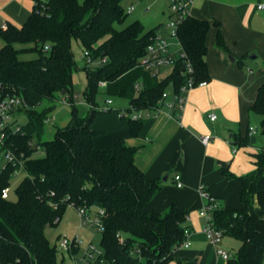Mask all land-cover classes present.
Wrapping results in <instances>:
<instances>
[{
  "label": "trees",
  "instance_id": "16d2710c",
  "mask_svg": "<svg viewBox=\"0 0 264 264\" xmlns=\"http://www.w3.org/2000/svg\"><path fill=\"white\" fill-rule=\"evenodd\" d=\"M123 1L34 0V10L21 28L8 25L0 31L5 44L0 50V77L16 89L28 106L25 140L45 124L48 114L62 99L71 107L69 123L57 128L52 140L40 143L44 152L41 157L26 163L25 176L14 190V201L2 198V191L10 188L13 168H0V264H64L44 231L57 225L55 218L61 219L70 204L104 211L100 247L116 264H170L174 251L184 240L188 211L175 204L162 213L146 211L161 183L146 185L144 174L134 164L137 150L122 139L102 150L93 145L97 132L92 123L101 113L96 99L99 94L125 101L127 112L131 108L154 110L164 92L177 93L185 83L181 60H176L172 72L163 80L138 66L159 26L145 29L139 21H133L116 29L128 15L122 8ZM209 28V22L192 17L179 27V41L196 82L208 80L204 57ZM73 41L95 63L83 68L87 84L82 97L89 107L84 116L74 103L73 73L78 67ZM15 44H34L31 52L37 58L20 61ZM216 45L227 50L219 30ZM103 59L106 63L99 64ZM100 82L106 83L102 89ZM136 83L140 85L138 93ZM41 105L44 106L39 109ZM249 112L261 118L262 128L264 84ZM122 119L128 122L131 137H136L145 121ZM260 135L264 137L263 130ZM251 138L248 130L244 137L234 136V145L252 147ZM254 158L256 169L236 178L241 186L242 208L224 210L219 206L211 213L213 226L224 237L240 243L226 264L264 262V217L256 211L264 210V144ZM134 246L142 261L131 256Z\"/></svg>",
  "mask_w": 264,
  "mask_h": 264
},
{
  "label": "crops",
  "instance_id": "0c3cea01",
  "mask_svg": "<svg viewBox=\"0 0 264 264\" xmlns=\"http://www.w3.org/2000/svg\"><path fill=\"white\" fill-rule=\"evenodd\" d=\"M261 4L264 0H196L190 17L210 24L204 57L208 80L205 86L189 92L180 114L163 106L156 117L144 121L136 137L130 136L128 122L118 114L98 113L92 123L97 132L93 139L96 149H105L122 139L137 150L134 164L144 174L146 185L160 181V190L146 206L147 212L162 213L171 204L188 211L185 227L190 230V246L175 250L170 264H226L203 234L205 220L198 212L205 201L198 187L203 184L224 210H237L242 203L236 178L256 169L254 154L263 147V137L259 139L258 135L264 126L260 127L261 118L250 113L249 107L264 84V9H258ZM34 6V0H0V31L8 25L21 28ZM168 6L163 11L165 22ZM218 30L226 51L216 45ZM4 45L0 38V50ZM14 48L20 61L37 58L31 52L34 44H15ZM169 70L166 77L172 72ZM212 115L216 116L213 121L209 119ZM251 128L257 132L254 146L234 145V136L244 137ZM203 137H209L206 144L201 141ZM175 176L180 177V188L176 187ZM256 211L264 217V210ZM239 246L229 237H223L220 243L231 257Z\"/></svg>",
  "mask_w": 264,
  "mask_h": 264
},
{
  "label": "built area",
  "instance_id": "2783aa9c",
  "mask_svg": "<svg viewBox=\"0 0 264 264\" xmlns=\"http://www.w3.org/2000/svg\"><path fill=\"white\" fill-rule=\"evenodd\" d=\"M196 0H169V16L167 21L159 26L155 34L150 39V43L146 48L145 55L140 59L138 66L152 74L159 77L161 71L164 69L173 70L176 60H181L184 64L185 83L179 88L177 93L171 91L164 92L158 102V108L154 110H135L131 108L130 112L126 108L115 109L114 100L106 99L103 106L99 108L101 113H108L109 111L119 110L117 112L120 118H129L132 121L146 120L150 117H156L163 106L180 114L184 108L189 92L196 87H203L206 85L205 81L196 82L193 76V68L188 60L182 45L179 41L178 32L179 27L190 17L191 8L194 6ZM258 9H264V5L258 6ZM134 11V7L130 5L125 11L130 14ZM45 46L44 50H47ZM84 63L88 66H93L95 63L87 52L82 55ZM106 59H103L99 64H105ZM106 83L100 82L99 87L104 88ZM136 93L140 90L139 83L135 84ZM61 104L66 105V100L62 99ZM28 106L24 98L18 94L15 88L6 85L0 77V168H13L12 177L25 176L24 168L26 163L34 158L43 155V148L39 142L35 141L33 137L25 140L24 128L28 121L21 123V117L27 115ZM175 113V114H176ZM210 120H215L216 116L209 117ZM53 121V119H52ZM50 119L45 120V124H49ZM257 134L255 129H249V136L255 137ZM203 144L209 141V137L201 139ZM176 187H181L180 177L175 176ZM199 196L205 201V205L201 207L198 214L205 220L203 234L207 241L216 248V256L224 261L231 258L221 247L220 243L223 239V232L217 230L211 223V213L219 208L218 201L209 196L205 186L200 184L198 187ZM10 196V188L2 191V198L8 199ZM53 209H57V205L51 204ZM67 207H72L78 214L79 227L90 225L101 232L102 220L105 216L104 211L95 207H76L73 204ZM61 221L56 217L54 223L58 224ZM190 230L186 227L184 229V240L179 245V248L187 249L190 246L189 242ZM122 240V239H121ZM59 259L65 263L67 260L69 264H116L109 260L104 250L101 247H96L91 241L84 242L76 234L69 237L67 235H59L57 244L55 245ZM176 249V250H177ZM131 255L142 261V257L138 250L131 252Z\"/></svg>",
  "mask_w": 264,
  "mask_h": 264
},
{
  "label": "rangeland",
  "instance_id": "374dc122",
  "mask_svg": "<svg viewBox=\"0 0 264 264\" xmlns=\"http://www.w3.org/2000/svg\"><path fill=\"white\" fill-rule=\"evenodd\" d=\"M80 2L82 0H79ZM169 4V0H125L122 2V8L124 11L132 5L134 7V11L127 15L125 22L122 25H116V29H123L125 26L130 24L133 21H139L145 29H150L155 27L160 22H165L166 15L163 14L165 7ZM72 50L75 56V61L78 69L73 73V95L74 103L78 108L80 115L84 116L87 114L89 107L85 104L82 94L85 90L87 80L86 74L83 70L85 63L82 57L83 52L78 42L73 41ZM252 56V55H251ZM249 56V58L251 57ZM31 57V56H29ZM249 61V60H248ZM169 68L163 70L158 78L163 79L169 74ZM102 89V88H101ZM170 90V89H168ZM97 103L101 108L107 98L105 95H98ZM45 105V104H44ZM44 105H41L39 109H42ZM127 103L123 100H114V108H127ZM114 114V113H112ZM50 119L49 124H43L40 128L37 129L35 135H33V139L39 143L50 141L53 139L55 131L57 128H62L66 126L71 119V107L69 105H63L61 102L56 104L55 109L50 112L47 116ZM53 119V121H52ZM28 121L27 115H23L21 117V123H25ZM259 139L262 136L258 135ZM264 141V137L262 138ZM21 181V177H13L10 182V200L14 201L16 196L14 190L18 186ZM78 235L80 239L84 242H92L96 247L101 246V238L102 234L94 227L90 225H86L83 227H79V217L77 212L72 207H67L61 221L55 227H48L44 231V235L46 240L51 246H55L57 244V238L59 235H67L69 237L74 234ZM229 239H225V242H228ZM230 242V240H229ZM234 249V248H233ZM137 247L134 246L131 252H135ZM233 251V250H232ZM133 256V255H131ZM64 264H69L66 260ZM264 264V262L262 263Z\"/></svg>",
  "mask_w": 264,
  "mask_h": 264
},
{
  "label": "water",
  "instance_id": "95a60500",
  "mask_svg": "<svg viewBox=\"0 0 264 264\" xmlns=\"http://www.w3.org/2000/svg\"><path fill=\"white\" fill-rule=\"evenodd\" d=\"M230 59L232 60V61H234V59L232 58V57H230ZM64 94V93H63ZM251 142L252 143H254L255 142V138L253 137V138H251ZM164 180H166V178H164Z\"/></svg>",
  "mask_w": 264,
  "mask_h": 264
}]
</instances>
